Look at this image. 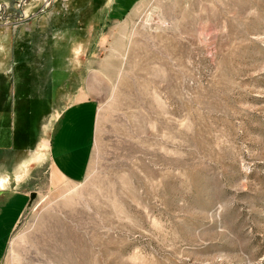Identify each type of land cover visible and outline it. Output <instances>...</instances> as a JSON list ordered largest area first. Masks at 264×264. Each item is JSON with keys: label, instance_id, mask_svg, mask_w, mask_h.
<instances>
[{"label": "rangeland", "instance_id": "obj_1", "mask_svg": "<svg viewBox=\"0 0 264 264\" xmlns=\"http://www.w3.org/2000/svg\"><path fill=\"white\" fill-rule=\"evenodd\" d=\"M111 1L0 0L1 99L49 144L3 172L28 199L1 264H264V0ZM76 100L94 137L68 178Z\"/></svg>", "mask_w": 264, "mask_h": 264}, {"label": "crops", "instance_id": "obj_2", "mask_svg": "<svg viewBox=\"0 0 264 264\" xmlns=\"http://www.w3.org/2000/svg\"><path fill=\"white\" fill-rule=\"evenodd\" d=\"M111 2L113 7L110 8V11L112 9L123 11V9L131 10L137 0H132L129 5H126L124 0H112ZM28 55L27 53L24 54L25 57ZM25 64L27 65L28 62L26 61ZM29 65L31 66V64ZM23 71L26 72L25 69ZM21 82L22 88L28 87L26 82H23V80ZM21 92L22 94L20 93L19 97L22 96V99L33 98L32 92L26 94L25 89ZM5 95L10 98L8 93ZM17 100H13L12 103L10 99H1L0 92V264L10 236L27 206L28 199V191L10 189L3 185L10 182L7 180L8 175L6 173L9 168L14 167L17 160H23L31 153L30 151L37 141L34 134L30 133V125L33 122H31L29 114L31 112L33 115L36 114L38 109L33 107L28 111L26 109L21 111L16 107L15 102ZM80 101L76 100L64 109L62 126L55 133L52 144V164L55 171L68 178H81L84 171H86L94 137V109L91 105H88L89 102L80 103ZM18 120L24 121V126L28 125L25 131L21 128V131L18 132ZM41 143L42 141L25 163L38 152ZM4 171L6 172L5 175L3 174ZM2 178H5V180H2Z\"/></svg>", "mask_w": 264, "mask_h": 264}, {"label": "bare ground", "instance_id": "obj_3", "mask_svg": "<svg viewBox=\"0 0 264 264\" xmlns=\"http://www.w3.org/2000/svg\"><path fill=\"white\" fill-rule=\"evenodd\" d=\"M42 149L39 151V153H37L36 155H34L32 158L29 159V162H32V161H36V160H40V159H43L46 154L44 153V150L45 148H47V146H49V144L47 142H43L42 144ZM17 178H20V177H17Z\"/></svg>", "mask_w": 264, "mask_h": 264}]
</instances>
